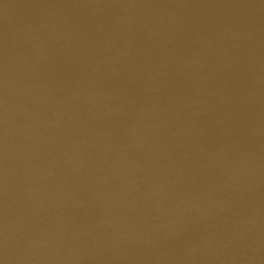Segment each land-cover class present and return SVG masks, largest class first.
<instances>
[{
	"label": "water",
	"instance_id": "obj_1",
	"mask_svg": "<svg viewBox=\"0 0 264 264\" xmlns=\"http://www.w3.org/2000/svg\"><path fill=\"white\" fill-rule=\"evenodd\" d=\"M0 264H264V0H0Z\"/></svg>",
	"mask_w": 264,
	"mask_h": 264
}]
</instances>
